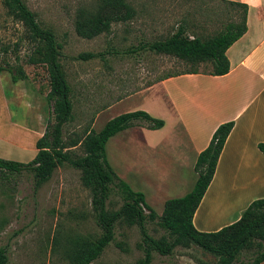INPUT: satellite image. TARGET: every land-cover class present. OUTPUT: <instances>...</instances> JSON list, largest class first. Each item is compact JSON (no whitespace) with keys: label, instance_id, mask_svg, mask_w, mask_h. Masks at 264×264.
I'll return each instance as SVG.
<instances>
[{"label":"rangeland","instance_id":"1","mask_svg":"<svg viewBox=\"0 0 264 264\" xmlns=\"http://www.w3.org/2000/svg\"><path fill=\"white\" fill-rule=\"evenodd\" d=\"M21 1L41 28L53 32L60 46L59 63L72 105V119L61 129L64 143L80 136L85 129L97 132L118 114L143 111L140 107L150 99L137 96L96 116L116 99L137 93L160 77L191 69L171 56L146 50L127 53L128 50L167 38L181 23L188 36L209 38L238 15L236 9L215 0H124L133 11L131 19L111 23L108 33L87 40L76 35L74 22L79 13H95L103 0ZM2 48L6 51L1 52ZM31 48L23 27L6 15L0 2V68L3 69L0 96L8 103L7 108L0 105V129L7 132L6 139L0 138V159L18 163H27L34 157L35 135H42L51 121L50 108L44 101L48 91L45 69L26 63ZM88 53L94 57L76 59ZM18 68L25 78L13 83L10 77L16 75ZM197 70L208 72L210 67L199 65ZM155 103L163 105L161 98L152 102ZM10 123L16 124L17 129ZM140 128L144 129V124L135 122L128 130L111 137L104 146L105 158L115 176L131 190L141 192L145 203L158 215L162 200L173 199L190 190L192 174L188 172V182L177 191L172 189L174 185L164 183L171 171L175 146L178 141L182 142V137L173 133L169 119L165 130L157 135L138 132ZM172 135L176 140L170 139L153 151V155L143 148L146 138L156 140ZM71 149L73 156L82 155L79 145ZM121 202V194L113 182L105 209L115 211ZM144 227L154 239L165 234L156 220L145 222ZM99 233L90 194L81 185L79 170L66 163L57 166L37 189L33 187L30 173L0 172V246L6 251L7 264H66L63 253L71 239L75 236L95 238ZM139 241L135 226L116 223L113 241L91 264H133L142 257L137 247ZM253 254L251 250L241 251L232 264H250ZM150 264H216V261L190 246L186 249L176 247L169 256L153 252Z\"/></svg>","mask_w":264,"mask_h":264},{"label":"trees","instance_id":"2","mask_svg":"<svg viewBox=\"0 0 264 264\" xmlns=\"http://www.w3.org/2000/svg\"><path fill=\"white\" fill-rule=\"evenodd\" d=\"M0 2L6 15L23 27L27 41L32 45L26 63L45 69L48 91L44 99L51 116V121L46 124L42 135L34 142V157L27 163L0 159V172L30 173L33 187L37 189L49 179L57 166L64 163L80 171V182L89 191L94 223L100 233L95 238L75 236L71 239L63 253L66 264H91L96 260L113 241L116 223L127 227L135 226L138 230L140 241L137 247L142 252V257L133 264H150L153 252L160 256H169L176 247L186 249L190 246L210 255L216 264H232L241 251L250 250L254 253L250 264L264 261V199L252 201L238 220L217 231L199 232L192 225L193 213L212 178L223 143L233 127L232 121L218 125L207 146L197 155L193 166L196 179L191 190L180 198L166 200L157 215L145 203L141 192L131 190L115 176L105 158L104 146L111 137L132 127L135 122L143 123L144 128L151 131L160 129L163 122L142 111L123 113L106 121L97 132L85 129L80 136L64 143L61 129L72 119V105L70 90L59 63L60 46L55 41L53 32L41 28L33 13L21 0ZM217 2L238 11L237 19L226 23L217 34L205 39L188 36L187 29L181 23L167 38L144 43L127 53L146 50L157 55L174 57L191 67L189 71L179 74L225 75L228 72L225 51L245 33L247 6L224 0ZM132 13L124 0H103L95 13L78 14L74 31L80 38L89 40L108 33L111 23L130 20ZM5 51L6 49H1V52ZM93 57V54L88 53L78 55L76 59L86 60ZM199 65H208L210 70L200 72L197 70ZM2 70L0 68V72ZM15 74L10 77L13 83L25 78L20 68ZM167 77L168 75L160 77L157 81ZM77 145L82 150L80 157L71 154V148ZM257 149L264 156V144H258ZM113 182L121 194L122 202L117 210L109 211L105 209V202L109 195V186ZM154 220L165 233L158 239L150 237L144 227L145 222ZM0 264H7L6 251L1 246Z\"/></svg>","mask_w":264,"mask_h":264},{"label":"crops","instance_id":"3","mask_svg":"<svg viewBox=\"0 0 264 264\" xmlns=\"http://www.w3.org/2000/svg\"><path fill=\"white\" fill-rule=\"evenodd\" d=\"M224 1L247 6L245 33L225 51L228 61L225 75L167 74V78L155 81L137 93L116 99L96 115L99 117L137 96L150 99L143 103L145 108L140 109L161 120L163 126L153 131L140 128L138 132L160 134L169 119L173 133L182 137V142H177L172 153L171 171L164 180V183L174 185L175 191L188 182V172L192 174L191 190L196 179L193 166L197 155L207 146L218 125L233 122L212 178L192 216V225L199 232H214L234 223L252 201L264 199V156L257 149L258 144H264V0ZM156 95L163 105L152 104L158 100ZM0 101V105L7 108L8 103L1 100V96ZM10 125L17 129L16 124ZM6 135L7 132L0 129V138L6 139ZM40 135L35 136L39 138ZM172 138L176 140L174 135L156 140L146 138L143 148L153 155V151ZM190 190L174 198H180ZM166 200H162V206Z\"/></svg>","mask_w":264,"mask_h":264}]
</instances>
